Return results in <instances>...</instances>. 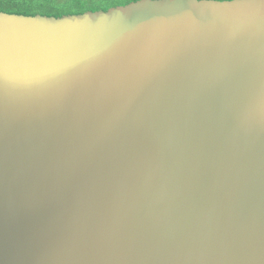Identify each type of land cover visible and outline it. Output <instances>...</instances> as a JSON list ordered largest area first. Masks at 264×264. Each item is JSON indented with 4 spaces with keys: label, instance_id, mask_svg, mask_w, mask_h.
<instances>
[{
    "label": "water",
    "instance_id": "water-1",
    "mask_svg": "<svg viewBox=\"0 0 264 264\" xmlns=\"http://www.w3.org/2000/svg\"><path fill=\"white\" fill-rule=\"evenodd\" d=\"M0 264H264V0L0 11Z\"/></svg>",
    "mask_w": 264,
    "mask_h": 264
},
{
    "label": "trees",
    "instance_id": "trees-1",
    "mask_svg": "<svg viewBox=\"0 0 264 264\" xmlns=\"http://www.w3.org/2000/svg\"><path fill=\"white\" fill-rule=\"evenodd\" d=\"M134 1L137 0H0V11L24 16L40 14L61 17L85 11H106Z\"/></svg>",
    "mask_w": 264,
    "mask_h": 264
},
{
    "label": "clouds",
    "instance_id": "clouds-1",
    "mask_svg": "<svg viewBox=\"0 0 264 264\" xmlns=\"http://www.w3.org/2000/svg\"><path fill=\"white\" fill-rule=\"evenodd\" d=\"M109 6H114V5H109Z\"/></svg>",
    "mask_w": 264,
    "mask_h": 264
}]
</instances>
